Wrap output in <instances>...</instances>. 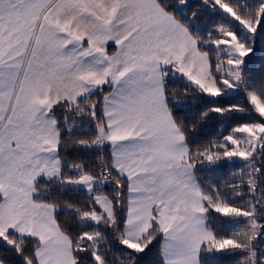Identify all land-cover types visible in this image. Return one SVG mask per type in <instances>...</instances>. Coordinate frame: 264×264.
<instances>
[{
    "label": "snow or ice",
    "instance_id": "6c2138e0",
    "mask_svg": "<svg viewBox=\"0 0 264 264\" xmlns=\"http://www.w3.org/2000/svg\"><path fill=\"white\" fill-rule=\"evenodd\" d=\"M264 264V0H0V264Z\"/></svg>",
    "mask_w": 264,
    "mask_h": 264
},
{
    "label": "trees",
    "instance_id": "16d2710c",
    "mask_svg": "<svg viewBox=\"0 0 264 264\" xmlns=\"http://www.w3.org/2000/svg\"><path fill=\"white\" fill-rule=\"evenodd\" d=\"M153 259H154V253H149L147 256L143 258V264H152Z\"/></svg>",
    "mask_w": 264,
    "mask_h": 264
}]
</instances>
